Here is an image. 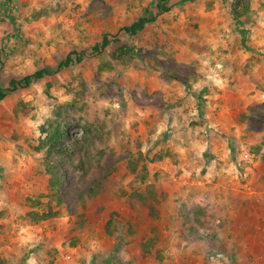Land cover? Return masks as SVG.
I'll use <instances>...</instances> for the list:
<instances>
[{
  "label": "rangeland",
  "instance_id": "rangeland-1",
  "mask_svg": "<svg viewBox=\"0 0 264 264\" xmlns=\"http://www.w3.org/2000/svg\"><path fill=\"white\" fill-rule=\"evenodd\" d=\"M234 1L0 0V89L48 73L0 100V264H264V0Z\"/></svg>",
  "mask_w": 264,
  "mask_h": 264
},
{
  "label": "trees",
  "instance_id": "trees-1",
  "mask_svg": "<svg viewBox=\"0 0 264 264\" xmlns=\"http://www.w3.org/2000/svg\"><path fill=\"white\" fill-rule=\"evenodd\" d=\"M248 11H249L248 0H235L234 4L231 7L233 18L237 23H244L243 20H244L245 15L248 13ZM153 20H155V17L151 19H140L136 23H134L132 26L125 27L123 30L127 35L132 36L136 34L137 32L143 30L147 22H150ZM118 41H122V39H116V42ZM109 43H110V40L107 37H105L102 40V43L100 45H96L94 47V50L96 52H100L102 49L106 48L109 45ZM120 50L122 51L123 56L130 55V49H128L126 45H122ZM79 61H81V57L80 59H78V62ZM73 63L74 61L72 60V54H70L67 57L66 61H64V63H61L57 67L56 71L67 69ZM46 74H48L46 70H41V71L36 72L33 75L25 76L21 79L10 80L9 86L7 87V89H0V100H3L9 93H12L19 89L28 87L29 85L33 84L36 80H38L39 78L43 77ZM65 134H66V131L61 129L60 124H56L54 126V129L52 131H49L48 138L46 139V141H44V144H46L45 146L49 148L48 150L50 151V153H53V151H55L60 157H65V156L70 155L68 148L64 150H60V149H57L56 147L57 142ZM145 158H147L149 162L151 163L159 162L164 159L162 155L153 154V150H149ZM142 170H143V173H141L140 170L138 169L137 163H132L131 167L125 170V173L127 175L129 174L128 173L129 171L130 173L134 174L135 177L144 176L142 180L145 181L148 171L145 166H143ZM53 174L54 173L52 172V175ZM53 184H58V181L56 180L55 182H53ZM91 190L92 189H90V192ZM159 195H161L160 191L155 189L152 185H143V186L141 185V187H137L134 190L131 197L137 200L138 206L140 207L148 206L151 208L153 207V205L152 203H150V201L157 200V197Z\"/></svg>",
  "mask_w": 264,
  "mask_h": 264
},
{
  "label": "crops",
  "instance_id": "crops-1",
  "mask_svg": "<svg viewBox=\"0 0 264 264\" xmlns=\"http://www.w3.org/2000/svg\"><path fill=\"white\" fill-rule=\"evenodd\" d=\"M178 219H180L178 216H176V218H175V220L174 219H172L171 221V223H176V221L178 220ZM240 220V219H239ZM170 221V220H169ZM240 222V225H239V229L240 228H243V229H246V227L245 226H243V222L242 221H239ZM242 224V225H241ZM171 226H173V224L171 225ZM175 226V225H174ZM175 228H177V226H175ZM179 228V232H186L183 228H181V226L180 227H178ZM178 230V229H177ZM250 233V232H249ZM177 235H179V236H181V233H178ZM250 237L252 238L253 236L250 234ZM188 251H190V252H192V253H195L196 252V249H194V250H191V249H188ZM186 262H187V264H194V263H191V261H187L186 260ZM198 262H200V263H202V264H204V262H201V261H198ZM180 264H185V262H184V260L182 261V262H180Z\"/></svg>",
  "mask_w": 264,
  "mask_h": 264
}]
</instances>
